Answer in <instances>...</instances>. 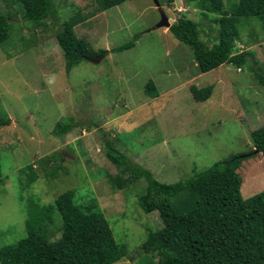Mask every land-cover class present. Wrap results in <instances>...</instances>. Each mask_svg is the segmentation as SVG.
Wrapping results in <instances>:
<instances>
[{"label":"rangeland","instance_id":"rangeland-1","mask_svg":"<svg viewBox=\"0 0 264 264\" xmlns=\"http://www.w3.org/2000/svg\"><path fill=\"white\" fill-rule=\"evenodd\" d=\"M54 1L59 12L37 27L23 19L15 0H0V15H11L15 27L10 43L0 47V120L10 121L0 125V248L27 236L29 199L48 205L72 190L79 203L106 217L116 240L128 247L117 264H137L147 228L156 231L162 222L159 212L146 214L138 204L145 180L132 183L131 172L110 161L109 147L166 184L186 182L249 152L251 133L264 125V87L255 76L264 74V30L258 19L253 28L240 26L238 46L253 50L242 71L225 64L202 73L192 49L161 25L163 12L175 22L187 14L205 25L202 39L214 36L206 21L212 18L183 0H160L161 8L153 0H129L105 12L98 0ZM236 2L226 0L227 9ZM77 12L92 15L76 27L77 35L109 54L68 72L57 35ZM137 35L135 47L113 52ZM192 86H213V95L198 102ZM62 120L72 128L56 137ZM29 165L39 179L27 188L29 171H22ZM240 173L245 199L264 191L261 155L246 160Z\"/></svg>","mask_w":264,"mask_h":264},{"label":"trees","instance_id":"trees-1","mask_svg":"<svg viewBox=\"0 0 264 264\" xmlns=\"http://www.w3.org/2000/svg\"><path fill=\"white\" fill-rule=\"evenodd\" d=\"M98 1L99 10L105 12L129 0ZM175 1L168 0L170 4ZM183 1L212 18L206 19L214 33L213 37L209 35L208 41L202 39L203 30L200 29V25L202 28L205 25L187 14L169 29L175 39L192 49L201 72L208 73L225 64L242 69L253 50L245 48L241 52L237 49L242 42L240 26L245 23L253 28V20L258 19L264 30V0H237L238 4L231 10L227 9L226 0ZM15 2L21 7L23 19L37 27L47 24L59 12L54 0ZM91 16L75 13L67 18L65 28L57 35L68 72L107 51L94 49L89 40L76 33V27ZM11 20V15H0L1 48L10 43L15 29ZM138 37L113 52L132 49ZM255 76L264 87V74L256 72ZM153 90L150 82L145 92L151 94ZM191 91L198 102H204L212 97L214 87L192 86ZM9 122L1 119L0 125L7 126ZM71 128V122L62 120L53 134L61 137ZM251 137L253 148L249 152L237 153L206 171L196 172L186 182L173 184L158 181L150 171L109 147L110 161L120 170L130 171L132 183L145 180L146 191L138 196V204L146 214L159 212L162 222L156 231L147 228L148 237L137 264H264V191L245 199L240 173L246 160L258 155L264 160V125L254 130ZM60 157L64 159L62 153ZM52 159L48 157L47 161ZM26 170L29 171L25 186L28 188L39 176L33 165L22 174ZM0 183H4L1 153ZM26 205L28 234L14 245L0 248V264H117L128 256V247L116 240L106 217L99 210L79 203L76 191H67L48 205L32 199Z\"/></svg>","mask_w":264,"mask_h":264},{"label":"water","instance_id":"water-1","mask_svg":"<svg viewBox=\"0 0 264 264\" xmlns=\"http://www.w3.org/2000/svg\"><path fill=\"white\" fill-rule=\"evenodd\" d=\"M153 2L157 6V8H161V3L159 0H153ZM161 15H162L161 25H164V26H167L170 28L174 24L175 21L172 19H169L168 16L165 14V12H163ZM209 49H211V48H209ZM108 54L109 53H104L103 55L93 59L92 62L99 63Z\"/></svg>","mask_w":264,"mask_h":264},{"label":"clouds","instance_id":"clouds-1","mask_svg":"<svg viewBox=\"0 0 264 264\" xmlns=\"http://www.w3.org/2000/svg\"><path fill=\"white\" fill-rule=\"evenodd\" d=\"M183 11H185L186 12V10H180L179 9V12H183ZM169 18V17H168ZM170 19V18H169ZM175 23V22H174ZM170 29V28H169ZM246 47H244V46H242V47H239V46H237V49H239L241 52L242 51H244V49H245ZM239 69V68H238ZM239 71H242V69H239Z\"/></svg>","mask_w":264,"mask_h":264}]
</instances>
